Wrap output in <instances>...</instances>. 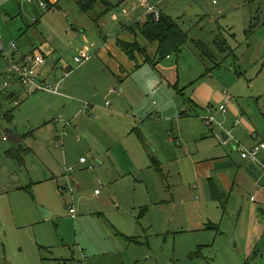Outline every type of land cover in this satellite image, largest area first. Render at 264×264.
Wrapping results in <instances>:
<instances>
[{"label":"rangeland","instance_id":"rangeland-1","mask_svg":"<svg viewBox=\"0 0 264 264\" xmlns=\"http://www.w3.org/2000/svg\"><path fill=\"white\" fill-rule=\"evenodd\" d=\"M33 1H0L5 42H14L21 54L37 50L56 59L40 68L41 81L56 85L57 73L71 66L70 76L89 78V91L102 95L105 82L95 85L102 74L98 51L92 54L96 67L82 75L84 66L78 69L74 60L85 46L97 40L104 44L108 30L101 21L111 23L113 14L123 20V6L105 0L115 5L110 13L101 0H91L94 8L85 11L78 0H49L43 10ZM152 2L189 35L171 59L179 65V88L186 89L179 92L164 82L148 90L146 80L156 85L155 76L160 77L152 66L144 67L129 80L138 84L133 93L139 95L132 131H121L122 140L110 145L96 126L93 146L72 129L67 145L53 146V125L60 119L39 125V113L52 114L51 104L40 100L48 93L29 96L13 109L12 118L0 122V264H264V242L251 247L239 238L238 199H231L225 213L212 200L211 176L202 169L210 157L240 159L232 146L246 148L242 142L251 141L246 122L264 140V0ZM109 29L117 37V26ZM72 80L61 92L75 99L67 91ZM195 87L204 93L212 88L206 110L212 108L217 118L224 96L230 95L244 125L235 127L236 119L229 116L218 119L231 135L223 129L222 142L215 139L200 121L206 110L199 116L198 109L189 108ZM99 121L112 130L111 120L99 115ZM118 124L124 129V119ZM222 132L230 138L227 145ZM82 158L88 161L84 166Z\"/></svg>","mask_w":264,"mask_h":264},{"label":"crops","instance_id":"crops-1","mask_svg":"<svg viewBox=\"0 0 264 264\" xmlns=\"http://www.w3.org/2000/svg\"><path fill=\"white\" fill-rule=\"evenodd\" d=\"M56 1L58 2V0ZM101 1L108 5V7H110L108 9L109 12L112 13L111 10L115 7V5L108 3L105 0ZM147 2L148 4L151 3L152 5H154L152 0H147ZM115 3H117V5L119 6H123L121 13V17L123 18V20L121 18H118V16H116L115 14L112 15L111 23L107 22L105 19H102V24L100 27L108 30L103 33L104 44H102L100 40H97V42L92 46H85L84 49L79 52L78 56L81 57L82 55H87L90 57V59L86 62H83V64H79L76 62V60H74V64L78 69L84 66V68L79 72L80 75H82L87 70L96 67L93 60L94 56L92 54L93 52H95V50L98 51L96 55L103 69L100 67V71L102 74L95 85H101L103 84V82H105L104 93L102 95H98L97 89L95 93L89 91V86L91 84L89 78H85L83 81L78 78L75 80V77L77 75L74 77H72L73 75L70 76L73 70V68L70 66L67 67V70L62 72V74H66L68 72L70 76H68V78L73 79V84L68 88L67 91L72 92L73 95L77 96V98L73 99L72 97H65L61 92L62 88L66 87L65 82H67L68 78L65 80L62 88L60 89V95H41V101L51 104L50 111L52 112V114L47 116V113H39L41 117V123L39 125H44L46 121L49 122L51 117L53 118L54 116L60 119V121L58 122L59 124H54V128L52 127V137H55V140L52 139V137L51 140H53V146L54 144H57V149L61 148L60 143L63 144V146L67 145L64 139L65 137H67V131H69V129H72L71 131L74 133H79L80 136L82 135L86 142L91 144V146H93L94 144L93 140L95 138L96 126L100 127V134L107 139L106 141L109 142V145L111 144L110 140L114 143L120 142L122 140L123 133L129 134L132 131V127L134 126L133 119L136 117V113L132 111V109L134 110L135 107L138 106L139 98V95L133 93L136 90L138 84L130 83L129 80H131L130 78H132V76H135V74L140 72V70H143V68L147 65L152 66L155 69L154 71H156L157 75L160 77L159 79L157 76H155V79H158L156 85H154L151 80H146L148 90H156V88L159 87V85L162 86L164 82L170 88H173L174 90L177 89V91L179 92H183L184 89H186L179 88V85L182 84V78L180 77L179 73V65L176 66L171 63V59L173 57L171 56L161 60L159 56V43H149L144 35L138 32L137 29H135V32L132 31V26L140 25L144 20H146V15L148 13L147 7L143 5V2H141V0H115ZM127 5L128 7H125ZM112 23L117 26V37H115L113 33L110 34L109 32V26L112 25ZM119 42H123L125 44L138 43L141 48L146 49L147 59H145V56H143L140 52H135L134 58L131 59L129 55H127L125 51L119 46ZM93 48L95 49L93 50ZM53 53L54 52H52V54ZM25 54L28 53H24L23 55ZM51 57L52 55L47 58V61L53 60V65L56 64V59H50ZM140 84L142 83L140 82ZM194 90L195 91L193 92L190 100H188L190 101V104L188 105L189 108L193 107L198 109L200 112V116L206 110L207 100L212 98L214 91L212 90V88H210L208 92L204 93L202 88L196 89V87ZM112 91H114V93H112ZM179 94L181 97H183L181 93ZM113 97L114 99L111 102V99ZM104 100L105 107L101 105L104 103ZM185 100L187 99L185 98L184 101ZM109 102L110 105L107 106ZM223 102L225 103L222 106L226 108L229 107V109H231L230 114L228 112L227 115H224L218 110V118L216 117L217 121L218 119H220L221 121L228 120L227 117L229 116L232 119H236V121L234 122L235 127H239L241 125L243 126L245 122L243 120L239 107L234 104L233 98L227 94L226 96H224ZM85 103L91 104V107L89 109H85ZM128 105L131 106L130 110H128V108H130L128 107ZM207 111L208 107L205 111V114L207 113ZM99 115H102V118L106 121H112L111 131L110 126L108 127L104 125L103 127H101L99 125L100 121L102 120L101 119L98 122ZM240 116L242 118L241 122L239 120ZM11 118L12 115L7 117V119L9 120ZM117 119H124V129L123 126H120V124L116 125ZM238 120L240 124L236 125V122ZM200 121L202 122L201 118ZM245 124L246 125H244V128L248 132L249 138L251 139L250 142H242L246 146V148L251 149L258 144L264 143V140H260V137L257 136L255 129L247 122ZM207 129H209L210 132L215 135H213L215 139L222 142V140H220V134L219 137H217L212 129L208 127ZM224 130L229 133L226 129ZM121 131L124 132L122 133ZM229 135L231 134L229 133ZM226 137L228 136L226 135ZM77 141L81 142V139L78 138ZM224 141L226 144L230 141V138L227 141L224 139ZM70 142L71 141H69L68 143ZM232 149L238 155L240 154L241 161L239 158H237L235 161L234 158L231 157H234V155L230 156L224 154V156L210 157L209 163H206L205 165L207 167H204L202 169L208 171V173L206 174L207 176H209V174L211 176L207 178V180H209L208 183L211 185L213 193L212 200L218 203V205L223 210H225V213L227 212V210L229 209V205L233 201L231 199L234 197V199H238L239 206L237 207V203L235 205V209L237 210V208H239L240 211L238 212L240 213V215L236 214V218L241 221V227H239L241 233L239 238L244 242V244L252 247L254 246L253 244L257 242H264V168L261 166V164H264V150L260 152L261 154L259 156L258 162L254 163L243 159L241 153L237 151V147H235L234 145L232 146ZM124 151L126 154H131L127 148L124 149ZM221 152H223V150ZM128 156L131 157L130 155ZM155 162H157V167L159 168V161L157 158H155ZM87 163L88 161H86L85 163L81 162V165L84 166ZM218 163L221 166H225L217 168L216 164ZM232 165H234L235 168L232 167ZM47 171L52 177L55 178V174H53L50 170ZM65 172L67 173V170H65ZM70 180L74 182L73 184L79 187L78 182L74 181L72 177L70 178ZM236 192L237 195H235Z\"/></svg>","mask_w":264,"mask_h":264},{"label":"built area","instance_id":"built-area-1","mask_svg":"<svg viewBox=\"0 0 264 264\" xmlns=\"http://www.w3.org/2000/svg\"><path fill=\"white\" fill-rule=\"evenodd\" d=\"M1 1V0H0ZM28 3H33V0H27ZM143 5L147 7V13L153 14L157 21L160 17V10L158 6L148 4L147 0H141ZM38 5L43 10H48V5L44 0H37ZM90 59L87 55L76 57V62L83 64ZM47 63V58L39 51H34L30 54H21L19 48L14 42L7 44L4 35L0 32V122L6 121L7 116L13 109L22 105V102L29 96L37 93H48L60 95L65 80L68 78L69 73L62 74V78L58 83L51 84L50 82L41 81L39 78V70ZM114 93V91H112ZM110 105V102L107 106ZM91 104L85 103V109H89ZM224 115L228 114V108L222 106L219 110ZM205 117H202V122L206 127L213 130L219 137L218 131L223 129V124L217 121L212 108H208ZM59 122V120H55ZM240 124L239 120L236 122ZM264 150V143L248 149L243 145L237 147V151L241 153L242 158L251 162H258L260 152ZM87 160L82 159L81 162L85 163ZM261 166L264 168V164ZM99 193V192H98ZM71 217H76V210L74 207L70 209Z\"/></svg>","mask_w":264,"mask_h":264},{"label":"trees","instance_id":"trees-1","mask_svg":"<svg viewBox=\"0 0 264 264\" xmlns=\"http://www.w3.org/2000/svg\"><path fill=\"white\" fill-rule=\"evenodd\" d=\"M44 1L49 3V0ZM78 3L85 11L91 10L95 6L91 0H78ZM160 17L157 21L153 14H147L146 20L142 24L132 26V31L139 30L149 43H159V56L162 60L175 55V53L179 54L190 40L189 35L181 29L175 19L165 16L161 11ZM119 46L131 59L134 58L135 52H140L147 59L146 49L141 48L138 43L125 44L119 42ZM8 114L7 117L12 115L11 112ZM154 163L158 166L155 160ZM212 228H216V226H212Z\"/></svg>","mask_w":264,"mask_h":264},{"label":"water","instance_id":"water-1","mask_svg":"<svg viewBox=\"0 0 264 264\" xmlns=\"http://www.w3.org/2000/svg\"><path fill=\"white\" fill-rule=\"evenodd\" d=\"M52 65H53V60H52V61H51V60H48L45 66H47V67H51ZM57 77H58V79H61V78H62V72H58V73H57ZM224 135H225V133L222 132V133H221L222 138H224V139L227 141L229 138L226 137V135H225V137H224ZM43 213L45 214L46 217H49V216H50L48 213H46V212H44V211H43Z\"/></svg>","mask_w":264,"mask_h":264}]
</instances>
